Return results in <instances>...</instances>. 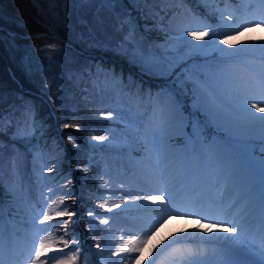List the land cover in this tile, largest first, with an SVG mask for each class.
Segmentation results:
<instances>
[{
	"label": "snow or ice",
	"instance_id": "snow-or-ice-1",
	"mask_svg": "<svg viewBox=\"0 0 264 264\" xmlns=\"http://www.w3.org/2000/svg\"><path fill=\"white\" fill-rule=\"evenodd\" d=\"M138 2L148 4L149 0ZM249 3L256 7L246 8L245 11H254L261 17L260 23H264V0H249ZM189 35L203 39L208 32L198 34L185 29L174 37L172 46L183 49L186 56L201 59H193L182 69L183 79L177 77L172 83L159 85L155 92L137 85L138 91L134 94L136 108L128 107L126 113L119 115L126 128L135 130L133 138L142 143L145 153L138 162L137 172L130 178L127 195L131 205L137 207L147 205H136V201L162 200V195H133L134 192L153 190L167 194L168 203L172 206L181 199L190 204L197 200L206 202L216 216L228 217L217 219L218 224L233 225L218 229L215 235L201 237L221 249L217 264H264V157L253 156L248 145L249 140L258 138L260 151L264 153V116H257L252 110L264 112V108H257L256 104L249 106L252 98L249 89L246 82L238 78L234 68L235 64L243 62L244 54L258 55L264 60V44L230 51L221 47L216 39V30H213L212 39L204 44H193L187 40ZM261 39L264 40V37ZM223 43L227 44L228 41L224 40ZM144 66L146 71L159 74V70L146 61ZM254 80L255 88L264 100V71L257 74ZM186 97H190L188 105L185 103ZM102 115L112 118L113 113L108 111ZM3 125L4 118L0 116V133L4 132ZM28 127L25 119L16 126L12 138L25 139ZM64 127L73 125L65 123ZM189 128L190 132L187 131ZM221 131L226 133L224 138L218 136ZM177 136L182 138L181 144L174 142ZM92 139L103 142L108 137L101 135ZM72 142L75 143V140ZM111 144L112 140H109ZM97 147L99 145H92L94 149ZM2 148L0 142V171L3 170ZM120 204L129 205V200H121L115 207L120 208ZM203 214L205 218H211L208 212ZM58 215L71 217L73 214L63 211ZM89 215H93V212L90 211ZM2 218L3 204L0 203V264H18L20 238L14 232L5 235ZM51 219L44 212L39 223L44 224ZM101 223L107 224L108 221ZM30 229L36 233V237L31 241L28 258L31 264H47V259L42 258L46 257V249L51 245L38 239L39 233L47 229L38 227L36 217H33ZM237 229L240 235H236ZM203 231L211 233L212 226L205 227ZM221 232L232 235H221ZM146 243L147 240L140 241V237L136 236L125 241L123 250L142 251ZM58 251L63 252L62 249ZM78 251L79 248L73 249V256L67 264H74ZM116 254L119 255V252ZM57 264L63 262L57 261Z\"/></svg>",
	"mask_w": 264,
	"mask_h": 264
},
{
	"label": "rangeland",
	"instance_id": "rangeland-1",
	"mask_svg": "<svg viewBox=\"0 0 264 264\" xmlns=\"http://www.w3.org/2000/svg\"><path fill=\"white\" fill-rule=\"evenodd\" d=\"M3 2L4 8L0 11L1 18L5 16L6 18L20 22L27 21L30 14V7L23 2V0H3ZM198 2L207 6L213 4L216 9L214 20L207 17L203 12L193 7L192 4L186 0H176V8H174L171 13L164 16L157 25L136 21L133 12L127 11L126 37L150 50L158 51L160 54L158 57L148 58L146 61L163 70L172 67L173 64L184 58V50L174 49L172 44L174 37L180 35L185 29L188 31H195L198 34L208 32V35L204 36L203 39H197L195 36L190 35L187 36V40L191 41L193 44H204L208 42L212 39L213 30H216L217 41L220 42L221 47L227 48L230 51H236L237 49L252 45L247 39L236 38L237 31L232 29L242 27L243 21L241 19L240 5L244 4L246 8H249L252 6L249 0H198ZM253 23L254 25L259 24V26L264 28V23H260L257 19H253L250 24ZM43 25L47 28V31L39 32L36 35H55L47 24L43 23ZM119 26L125 27L123 24ZM225 27H231L232 30L230 28L227 30ZM230 32H232V34H230ZM224 40H227L228 43H223ZM261 41L258 40L255 44L259 45ZM139 57L141 58V55ZM0 58L3 60L2 63L8 58V56L4 54L1 45ZM95 58L96 61L90 73V80L98 86L107 84L112 85L120 80V77L123 75L134 77V73L131 71L132 68L119 64L116 59H113V62H109V55H105L102 50ZM200 59L199 57L194 60L199 61ZM116 61L117 63H115ZM242 61L241 63L235 64L234 68L238 78L246 82L249 89V95L252 97L249 100V106H251V104L264 106V100L261 99V94L255 88L254 80L257 74L264 71V60H261L258 55L244 54L242 56ZM190 62L181 66V71L190 64ZM166 82L165 80H160L157 82V85L159 86ZM137 85L142 86L143 89L151 88L154 92L157 90V87L150 84H143L140 80L134 79L135 92L125 90L115 96L110 103L102 108V113L112 111L113 115L112 118H109V124L100 129L101 132L99 136L103 135L108 137V139L103 142L95 140L94 144L99 145V147L95 148L92 152V155L94 154L95 158H98L100 162L99 172L97 173V200L96 204L91 205L89 208V212H93V215H89V227L95 235V240L91 243L86 242L85 249L76 241H72L70 245L65 246L64 244L56 243L54 240L58 238V235L56 237L54 233V229L56 228V224L60 222L55 218H59L60 215H58V213L64 211L63 205L60 203L61 197L57 193L55 181L42 185L39 191H35L31 185V181L35 183L40 182L46 170V152L42 143L43 135L41 133L34 134L35 137L32 138L29 147L31 152L29 155L26 154L23 148L16 146L12 165L13 181L11 185L8 186V193L0 200V203L3 204L2 219L4 222L3 224H5V235L10 232L9 229L11 227V229L17 233V237L20 238L18 264H31V259L28 258V249L32 247L31 241L36 237V233L30 229L33 217H36L38 227L47 229L39 233L38 236V239L44 240L51 245L50 248L46 249V257L42 258L47 259V264H57V261L67 264L69 259L73 256L74 248H79V251L75 253L76 264H140V262L144 261L146 258H139V260H136L134 256L126 259L122 257L124 243L136 236H140L142 232L150 228L149 226L152 222L151 218L156 216L157 209L160 208L166 212H170V214L174 216L172 220L174 226H177L181 222L193 221V218L197 217L200 212L202 215L208 212L211 218H204V221L212 225H218L219 229L233 226L232 224L228 226V223L218 224L216 221L221 217L216 216L206 202L202 203L198 200L194 204H190L188 201L181 199L178 200L175 206L169 203L166 206H160V204L154 205L149 201H144V205H148L144 208L131 205L130 198L127 195V190L130 187V178L137 172L138 162L142 160L145 153L144 148L142 154L133 153L130 142L135 135V130L126 128L124 126L125 122L119 118V115L126 113L128 107H132L133 109L136 108L137 101L134 94L138 91ZM190 102V97H188L185 103L188 105ZM252 110L255 112V109ZM25 114L26 113L22 111L13 116L11 112H9L3 117L4 125L9 124L11 126V134L15 131L16 126L22 124L25 119H27L29 125L25 135L33 131L32 122ZM187 131L190 132L191 129L189 128ZM225 135L226 133L223 131L218 133L220 138H224ZM114 136L116 137L115 140H113ZM109 140H112L111 145H109ZM174 142L176 144H181L182 141ZM248 145L249 151L253 156L264 157V153L260 151L261 142L258 138L249 140ZM88 161L92 160L89 158ZM105 181L108 183L105 184ZM207 182L209 183L210 181ZM157 194L159 195L161 192ZM133 195L143 196L146 195V192H134ZM121 200H129V205L120 204V208H116L115 205L119 204ZM167 200L168 199H164L166 202ZM139 204L140 201H136V205ZM109 208L112 210L109 211ZM170 208L173 209L174 212L169 210ZM49 209L51 210L49 211ZM122 209L127 210L122 211ZM44 212H47L52 219L46 221L44 224H40L39 220L42 219V214ZM117 213H119V215H117ZM74 217L75 215L73 214L71 217L67 216L66 218L72 220ZM103 220H107L108 223H101ZM199 220L200 218L198 217L197 221ZM195 224L196 222H192V224L186 228L183 237H178V241L172 239V233L169 234L170 237L166 240L167 242H162L161 239H159L153 245L152 250L155 246H160L163 243L164 245L162 248L167 247V249L184 246H190L191 248L195 247L197 248L196 250L185 253L180 257L182 259L180 262L175 261L173 264H217L221 249L212 242L202 240V236L196 237L190 235L191 229ZM221 233L226 235V232ZM236 235H240L238 229ZM152 242L154 243L155 241ZM97 244L100 246L97 247ZM149 246H151V244ZM60 249L63 250L62 253L58 251ZM160 251H162V249L158 252ZM117 252H119V255L116 254ZM169 254L163 255L165 261ZM148 255L150 256L148 257ZM148 255V263L144 262V264H149L155 259V254L149 252ZM53 257H55V259ZM158 264L163 263L160 262Z\"/></svg>",
	"mask_w": 264,
	"mask_h": 264
},
{
	"label": "trees",
	"instance_id": "trees-1",
	"mask_svg": "<svg viewBox=\"0 0 264 264\" xmlns=\"http://www.w3.org/2000/svg\"><path fill=\"white\" fill-rule=\"evenodd\" d=\"M187 1L208 16L215 17L216 11L212 6L211 10H206V6L197 0ZM23 2L30 7L27 21L0 17V45L8 56L4 63L0 58V116L4 117L9 112L14 116L25 110L31 120H36L33 130L44 136L48 166L42 182L59 179L56 184L58 192L70 211H77L74 196L78 194L79 198V220L75 219L68 227L67 222L59 223L56 232L58 235L65 234L69 241L73 240L71 237L77 240L86 237L89 241L93 239V234L86 225L87 207L96 199L99 168L97 159L88 162L95 141L92 138L98 136L99 128L108 122V117L101 113L102 106L125 87V81H129L123 75L120 82L112 86L100 87L91 83L89 74L95 57L102 50L109 55V62L116 59L119 64L131 67L135 79L141 80L139 75L148 76L154 87L162 79L170 82L177 77L183 79L181 66L191 57L185 55L172 67L159 69L146 61L154 56V51L125 37L127 11L133 12L136 21L155 25L162 15L172 10L174 0H149L148 4L138 0H111L109 3L104 0ZM3 8L4 2L0 0V11ZM43 23L51 28L54 36L36 35L47 31ZM120 24L125 27H120ZM145 61L158 69L159 74L146 71ZM65 123L73 127L65 128ZM3 127L4 132L0 133L3 144L0 195H5L6 185L13 179L14 146L27 149L32 137L31 134L23 140L13 139L9 126ZM56 242L63 243V240Z\"/></svg>",
	"mask_w": 264,
	"mask_h": 264
},
{
	"label": "bare ground",
	"instance_id": "bare-ground-1",
	"mask_svg": "<svg viewBox=\"0 0 264 264\" xmlns=\"http://www.w3.org/2000/svg\"><path fill=\"white\" fill-rule=\"evenodd\" d=\"M85 1V0H84ZM105 1V0H104ZM99 2V1H98ZM93 3V2H92ZM91 3V4H92ZM109 3V2H108ZM84 4V3H83ZM125 4V3H124ZM80 5V4H79ZM99 5H100V2H99ZM92 7V5H91ZM251 8H255L256 5L255 4H252V6H250ZM35 8V7H34ZM33 8V10H34ZM176 8V7H174ZM92 8H90L91 10ZM99 9V8H98ZM111 9V8H110ZM240 9H241V19H242V27L240 28H232L234 30H236L237 34H236V38H240V39H247L248 42L252 45H254L256 43V41H261V37H264V28H262L261 26H256L253 24H250L252 22L253 19H257L259 20V22L261 21V17L257 14H255V12H246L245 9V5L244 4H241L240 5ZM88 10V9H87ZM94 10V9H93ZM96 10V8H95ZM112 10V9H111ZM38 11V10H37ZM98 11V10H97ZM177 11V10H176ZM101 12V11H100ZM36 13V12H35ZM38 13V12H37ZM89 13V12H88ZM105 13V12H104ZM97 14V13H96ZM99 14V13H98ZM82 15V14H81ZM84 15V14H83ZM85 16V15H84ZM107 17V16H106ZM89 18V16L87 17ZM92 18V17H91ZM39 20V19H38ZM231 25V24H230ZM21 26V25H19ZM24 27V26H23ZM80 28V27H79ZM227 30H229V28L231 29V27H225ZM28 29V28H27ZM25 29V30H27ZM30 29V28H29ZM231 29V30H232ZM228 33V32H227ZM230 34H232V32H230ZM94 39V38H93ZM261 44H264V40L261 41ZM256 45V44H255ZM6 54V52H5ZM113 62V61H111ZM129 67V66H128ZM131 68V67H130ZM140 79L143 81V82H147L148 84L151 85V80L148 79L147 77L144 78V76H140ZM85 81V80H84ZM150 82V83H149ZM83 83V81H82ZM81 83V84H82ZM87 83V82H86ZM83 85V84H82ZM89 84L87 83V86ZM84 86V85H83ZM95 86V85H94ZM89 87V86H88ZM91 87V86H90ZM94 89V88H93ZM92 90V89H91ZM96 90V89H95ZM85 91V90H83ZM94 91V90H93ZM100 91V90H99ZM89 92V91H88ZM91 92V91H90ZM95 92V91H94ZM99 92H97L98 94ZM90 94V93H89ZM97 96V95H96ZM95 96V97H96ZM105 97V96H103ZM97 98V97H96ZM107 98H104L106 99L105 101H107ZM94 99V97H93ZM104 102V100H103ZM257 108H264V106H261V105H258L257 104ZM255 113L257 116H264V112H259L257 111V109H255ZM5 117V116H4ZM103 121V120H102ZM105 122V121H104ZM105 125V123H104ZM100 127V126H99ZM104 130V129H103ZM7 131V130H6ZM101 132V131H100ZM94 166V165H93ZM92 166V167H93ZM94 171V170H93ZM94 174V173H93ZM191 179V177L189 178ZM95 182V180H94ZM210 183V182H209ZM95 185V184H94ZM92 186V185H91ZM96 186V185H95ZM153 188H155L156 186L155 185H152ZM160 191L158 190H153V191H146V195H158L157 193H159ZM159 195H162V200L160 201H156V202H151L149 201L151 204H160L161 205H164L166 206L168 204V200L167 202L164 201V199H168V196L167 194H159ZM143 203L144 204V201L141 202L140 201V204ZM148 204V203H147ZM148 206V205H147ZM155 207V206H154ZM141 208V207H140ZM144 208V207H143ZM171 210L172 212L173 209H169ZM239 211V209H237V212ZM156 216L155 217H152L151 220V224H150V228H147V230H145L144 232H142V234L139 236L140 237V241H144V240H147V243L146 244H143V248H142V251H135V252H130V251H124L123 252V255L122 257L124 259L128 258V257H132L134 256L136 258V260H139V258L143 259V258H146L144 261L140 262V264H144V262H147V259L148 257L151 255H148L149 252L150 253H153L155 254V259L154 261L150 262L149 264H158L160 262H162L163 264H173V262H180V260H182L180 257H182L185 253L187 252H192L194 250H196L197 248L193 247L191 248L190 246H184V247H176V248H173V249H167V247H163L164 243L161 244L160 246H155L152 250V247L153 245L159 240L161 239L162 242H167L166 240L169 239V234L172 233L173 236H172V239L175 241H178V237H183L184 235V232L186 230V228L192 224V222H196V224L194 225V227L191 229V232H190V235H193V236H196V237H199V236H204V237H207V236H211V235H215L219 229V226L218 225H212L211 223L209 222H206L204 221L205 217L204 215H202V213L200 212L198 214L197 217L193 218V221L190 220V221H187V222H181L180 224H178L177 226H174L173 223H172V220L174 219V216L170 214V212H166L165 210L163 209H157V212H156ZM200 218L199 221H197V218ZM228 217H221L220 219H227ZM4 223V222H3ZM231 223H228V226L230 225ZM115 225V224H114ZM211 225L212 226V232L211 233H208V232H204L203 229L207 226ZM3 227H5V224H3ZM115 229V228H114ZM10 232H14L16 234V232L11 229H9ZM174 232V233H173ZM221 235H225L223 233H220ZM17 235V234H16ZM226 235H231V233H227L226 232ZM152 241H155L154 243ZM160 241V242H161ZM139 243V242H138ZM151 244V246H149ZM128 247H133V245H128ZM160 249H162V251L158 252ZM167 250V251H166ZM170 254H169V253ZM22 253V251H21ZM164 254H169L168 257H167V260L165 261V257L163 256ZM148 255V257H147ZM131 259V258H130ZM135 260V259H134ZM20 262V261H19ZM121 262V261H120ZM134 262V261H133ZM118 263V262H117ZM148 263V262H147Z\"/></svg>",
	"mask_w": 264,
	"mask_h": 264
}]
</instances>
